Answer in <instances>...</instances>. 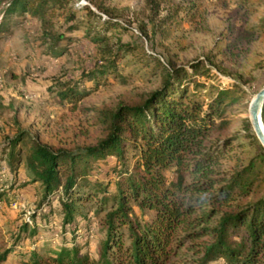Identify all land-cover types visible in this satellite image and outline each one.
Here are the masks:
<instances>
[{
	"label": "trees",
	"instance_id": "obj_1",
	"mask_svg": "<svg viewBox=\"0 0 264 264\" xmlns=\"http://www.w3.org/2000/svg\"><path fill=\"white\" fill-rule=\"evenodd\" d=\"M73 1L9 0L0 30L14 12L30 11L46 21L50 10L60 9L67 12L69 24L59 33L62 36L51 34L55 46L57 38L76 39L81 26L84 34L101 43V63L84 73L85 79L99 81L116 73L127 53L143 64L149 59L158 66L165 64L154 51L134 42L120 37L109 42L110 30L131 27L119 21L130 7L87 0L83 6L86 16L80 19L72 10ZM145 8L156 32L166 38L174 25L181 24V11L187 5L145 0ZM163 9L167 12L162 15ZM140 32L150 39L146 25L141 24ZM209 61L214 63L213 58ZM167 63L161 84L139 99L121 101L115 107L94 106V123L101 129L95 143L74 147L52 144L21 128L0 148V157L8 154L12 167L24 161L32 179L43 184L44 200L61 197L63 224L65 228L72 225L75 232L72 246L64 245L48 258L33 251L36 263L171 264L186 246L198 253L199 264H264V145L249 117L245 130L250 139L258 141L256 152L246 163L238 161L227 168L221 161L234 156L237 145L233 138L213 136L228 125L225 112L233 101L230 96L235 84L198 78V72L211 73L203 60L193 61L192 69L170 60ZM64 87L59 93L70 101L87 94L75 85ZM262 117L264 121V106ZM26 141L30 144L22 157ZM94 164L107 165L104 175L114 188L108 190L109 182L102 181L91 186ZM99 188L103 191L100 197L96 195ZM91 196L96 197L99 209L105 210L104 236L95 262L75 241L81 202ZM23 227L27 229L28 223ZM12 249L0 253V264Z\"/></svg>",
	"mask_w": 264,
	"mask_h": 264
},
{
	"label": "rangeland",
	"instance_id": "obj_2",
	"mask_svg": "<svg viewBox=\"0 0 264 264\" xmlns=\"http://www.w3.org/2000/svg\"><path fill=\"white\" fill-rule=\"evenodd\" d=\"M8 1L0 0V18ZM98 1L131 8L119 19L131 27L110 30L109 42H116L117 37L134 42L140 48L154 51L165 64L158 66L154 59L143 64L127 53L116 73H108L99 81L85 79L84 73L93 70L96 62L101 63V43L84 34V26L72 42L61 37L55 46L51 34L61 33L69 24L65 20L66 11L50 10L46 21L30 11L14 12L7 27L0 30V148L21 128L52 144L67 147L93 144L101 135L100 127L94 123V106L115 107L121 101L139 99L161 84L167 60L189 69L193 61L203 60L211 73L198 72V78L213 80L214 84H235L230 96L233 101L225 112L228 125L213 136L233 138L238 151L222 159L221 164L230 168L238 161L246 163L258 144L247 135L245 124L253 95L264 87V1L174 0L185 3L187 9L181 11V24L174 25L166 38L156 32L155 24L148 19L145 0ZM87 2L73 1L72 10L80 19L86 16L83 6ZM166 12L163 9L162 15ZM141 24L148 28L150 39L142 36ZM66 85H75L87 94L76 102L64 99L59 91ZM29 144V141L23 144L22 157ZM109 161L113 162L114 157H109ZM106 166L93 165L91 186L102 181L109 182L108 190L114 188L113 181L104 175ZM97 191L100 197L103 191L101 188ZM0 192V253L13 246L1 264H40L36 263L33 251L48 258L62 246H72L75 232L72 225L65 228L63 224L61 197L44 200L43 184L32 179L23 160L14 168L8 154L0 157ZM98 204L93 196L81 202L82 214L75 236L81 252L88 253L93 262L99 258L104 236L105 210L99 209ZM24 222L28 223L27 229ZM34 228L36 231L32 233ZM198 256L184 246L171 264H199Z\"/></svg>",
	"mask_w": 264,
	"mask_h": 264
},
{
	"label": "water",
	"instance_id": "obj_3",
	"mask_svg": "<svg viewBox=\"0 0 264 264\" xmlns=\"http://www.w3.org/2000/svg\"><path fill=\"white\" fill-rule=\"evenodd\" d=\"M264 106V87H261L252 97L250 102V118L253 128L264 145V121L262 111Z\"/></svg>",
	"mask_w": 264,
	"mask_h": 264
}]
</instances>
